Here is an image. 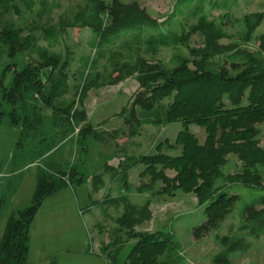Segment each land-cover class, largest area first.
<instances>
[{
    "label": "trees",
    "instance_id": "obj_1",
    "mask_svg": "<svg viewBox=\"0 0 264 264\" xmlns=\"http://www.w3.org/2000/svg\"><path fill=\"white\" fill-rule=\"evenodd\" d=\"M192 1L177 0L171 16L182 5L187 6ZM15 2L0 0V12L2 7H11ZM20 2L27 12H32L33 0ZM169 18L159 22L137 1L84 0V4L68 17H61L56 24L42 26V38L47 46L37 43L40 25L34 24L33 29L23 35L19 27L4 23L0 29V47H5L2 51L9 58L22 51L37 53L35 59L29 58L21 65L15 61L8 63L0 76V124L19 128L12 160L42 159L56 147L60 134L66 136L76 124L86 120L85 110L77 105L82 106L90 89L116 85L133 77L139 91L132 100L130 115L124 118L128 133L133 134L141 125L167 126L179 122L181 129L171 146H181V152L178 155H128L120 171L105 166L111 182L123 183L127 187L128 171L143 163L146 165L143 174L162 180L166 193L178 189L195 193L199 204L206 205L209 225L221 218L228 204L238 198L237 194L225 190L212 194L213 181L221 174L225 156L235 155L248 168L264 163V146L256 137L258 125L264 121V60L236 42L221 41L226 36L225 32L205 19L192 26L204 39L201 45L189 49L191 56H195L193 67L188 66V59L181 53L172 54L173 67L160 59L147 58L142 54L143 46L149 53L157 52V44L164 42L163 37H166L163 34L165 24L174 23ZM263 19V11L245 15L247 37L254 33ZM83 27L89 28L96 36V51L77 87L76 97L67 100L64 99L69 88L66 75L60 73L55 78L43 70H52L61 62V55L51 49L58 44L61 32L67 28ZM124 33H129L130 37L125 39L123 50L117 51L112 42ZM167 38L182 40L180 35ZM257 46L258 54L264 53V33L258 35ZM221 56L230 63L231 72L225 64L213 60ZM102 60L105 61L103 70L92 71ZM7 72H10V77L6 82ZM44 74L47 79H43ZM165 98L169 100L163 101ZM38 103L50 110L51 124L57 131L54 129L55 132L47 135L42 129L45 119L39 112L41 105ZM136 104L139 108L135 107ZM191 124L204 128L203 142L189 130ZM91 133L93 129L89 123L80 127L76 144ZM157 164L162 168L175 169L176 175L172 179L167 178L163 170H157ZM141 173L140 176L143 175ZM230 179L233 185L242 184L253 194L244 204L240 218L232 221L225 233L215 235L218 249L212 256V264H233V259L247 252L253 240L264 233V184L260 176L246 171L241 175H231ZM84 180L85 176L75 164L56 172L40 167L31 203L13 210L7 217L0 240V264H28L31 223L43 200ZM103 183L99 175L92 179V186H103ZM150 183L140 184L137 189L145 190ZM123 198V213L116 222L134 238V242L124 259L117 263L124 243L116 238L112 240L110 262L154 264L155 256L164 255L162 264H183L180 243L174 233L134 229L151 219L149 199L133 204Z\"/></svg>",
    "mask_w": 264,
    "mask_h": 264
},
{
    "label": "rangeland",
    "instance_id": "obj_2",
    "mask_svg": "<svg viewBox=\"0 0 264 264\" xmlns=\"http://www.w3.org/2000/svg\"><path fill=\"white\" fill-rule=\"evenodd\" d=\"M120 1H137L159 22L168 17L174 22L165 24L163 34L166 37H163L164 42L157 44L156 53H149L143 46L142 54L147 58L160 59L173 67L172 54L181 53L188 59V66L193 67L195 56H191L189 49L201 45L204 39L192 26L205 19L225 32L226 36L221 41L236 42L240 47L253 51L258 59L264 60V53L258 54L257 46L258 35L264 33V19L249 37L246 36L244 21L246 14L264 12V0H193L187 6L182 5L174 16L171 13L177 0ZM82 4L84 0H33V10L27 12L20 0H16L11 7H2L0 29L8 22L19 27L24 35L33 29L34 24H38L37 43L47 46L48 43L42 38V26L56 24L61 17H68ZM172 35H180L182 40L167 38ZM128 37L129 33L120 35L113 40L112 47L117 51L123 50L122 45ZM96 43V36L89 28H67L61 32L58 44L51 47L61 55V62L56 68L43 71L55 78L60 73L66 75L69 88L64 99L76 97L77 87L95 54ZM3 49L4 46L0 47V76L8 63L15 61L21 65L27 59L37 57L35 52L22 51L9 58ZM213 60H219L232 71L224 56ZM104 63V60L99 61L91 70L102 71ZM5 75L7 82L10 72ZM138 91V83L133 77L116 85L90 89L82 106L77 105L85 110L86 120L76 124L66 136L60 134L56 147L37 161L29 157H25L26 161H13L11 156L19 128L0 124V240L10 212L31 203L40 167L56 172L60 168L66 169L69 164H75L85 176L82 183L67 186L43 200L31 223L28 264H115L109 258L115 238L124 243L117 259V263H120L134 242V238L126 234L116 222L124 209L122 197L133 204H141L147 199L150 201L151 219L136 225L135 230L172 232L180 243L183 264H212V256L218 249L214 242L215 235L225 233L228 225L240 218L244 204L253 194L251 189L242 184L233 185L231 175L250 171L258 174L264 184V163L248 168L235 155H226L221 174L213 181L212 194L225 190L237 194L238 198L228 204L221 218L209 225L206 205L199 204L195 193L179 189L166 193L162 180L143 174L146 167L143 163L128 171L127 187L123 183H112L105 166L120 171L128 155H178L181 152V146H171L181 129L179 122L167 126L141 125L133 134L128 133L129 127L124 118L130 115L132 100ZM168 100L165 98L163 101ZM39 112L45 119L42 129L47 135L53 133L55 128L51 124L50 110L41 105ZM86 123L92 127L93 133L76 144L78 130ZM189 130L203 142L204 128L191 124ZM256 137L260 145L264 146V121L258 125ZM156 168L163 170L164 176L169 179L177 173L173 168H162L161 164H157ZM96 175L102 177L103 186H92V179ZM149 181V188L137 189L140 184ZM164 259V255L155 256L154 264H162ZM233 264H264V233L253 240L247 252L234 258Z\"/></svg>",
    "mask_w": 264,
    "mask_h": 264
}]
</instances>
